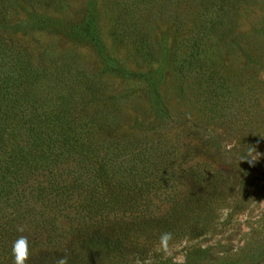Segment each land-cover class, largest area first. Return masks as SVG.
<instances>
[{
    "label": "trees",
    "instance_id": "obj_1",
    "mask_svg": "<svg viewBox=\"0 0 264 264\" xmlns=\"http://www.w3.org/2000/svg\"><path fill=\"white\" fill-rule=\"evenodd\" d=\"M53 1L64 0H0V264H13L11 247L20 236L28 240L25 264H54L65 253L68 264H95L85 261L86 252L97 258L110 250L122 240L117 233L130 230V224L146 228L151 222L163 223L146 211L152 201L148 194L157 186L171 182L185 187V192L173 194L170 209L176 214L197 194L194 182L205 180L197 172L198 163L187 165L199 155V141L195 138L194 144L189 135L185 142L170 134L176 119L169 120V111L174 109L158 103L153 111L155 125L128 135L115 134L124 123L116 105L123 94L107 97L104 93L106 75L120 71L113 60L87 72L77 62L35 57L14 38L31 21L43 22L46 14L35 8ZM235 1L210 0L185 27L188 37L173 40L171 72L191 102V96L202 97L198 109L204 124L209 116H220L227 101L240 98L233 95L239 78L226 73L232 65L223 60L227 44L231 51L237 46L222 41L232 28ZM119 2L123 6L115 35L135 41L152 60L151 26L136 15L151 0ZM172 2L165 0L163 5ZM23 4L31 10L24 19L18 10ZM176 18L175 33L180 34L182 21ZM82 33L80 27L73 35L78 38ZM251 44L242 48L255 61ZM144 95L149 92L125 94L137 99ZM153 95L154 101L159 98ZM97 101L100 104L94 107ZM146 111L151 114L152 107ZM138 208V214L125 221V213ZM62 218L67 219V227L61 225ZM18 226L25 230L18 232ZM175 264L205 263L185 258Z\"/></svg>",
    "mask_w": 264,
    "mask_h": 264
},
{
    "label": "rangeland",
    "instance_id": "obj_2",
    "mask_svg": "<svg viewBox=\"0 0 264 264\" xmlns=\"http://www.w3.org/2000/svg\"><path fill=\"white\" fill-rule=\"evenodd\" d=\"M209 2L145 3L136 15H142L145 25L151 26L149 36L155 45L150 61L135 41L115 35L121 21L118 11L123 6L119 0L41 4L35 9L46 14L43 22L31 21L28 29L21 28L14 34L35 57L77 62L87 72H95L103 61L113 60L120 71L116 76L106 75L104 93L107 97L123 94L116 102L124 118L115 132L117 136L155 125L157 116L153 111L161 103L176 111H169V120L176 119L170 134H178L185 142L189 140L185 136L191 135L193 143L198 140L201 147L199 155L195 154L187 164L198 163L197 172L205 177L203 182H194L197 194L187 200L191 203L179 208L181 213H173V194L186 189L171 182L160 184L148 194L152 201L146 211L153 218L161 217L163 225L151 222L150 227L144 228L132 223L130 230L117 233L122 240L110 250L99 253L97 258L87 251V262L136 264L139 258L141 264H175L185 258H197L205 264H264V0H237L231 6L232 28L224 33L222 41L237 47L231 51L226 43L223 60L225 65H232L226 73L239 78L233 95L240 94V98L227 101L221 115L209 116L204 124L202 110L198 109L202 97L191 96V102L187 93L179 90L178 78L171 71L173 40L188 37L185 27ZM29 8L25 4L18 7L19 18H28ZM177 16L182 21L180 34L175 33ZM80 27L83 33L75 38L73 33ZM244 44L254 47L251 54L255 61L243 51ZM246 63L254 65L237 69ZM134 91L149 95L139 99L125 96ZM153 94H159L155 101ZM98 104L97 101L93 106ZM149 106L151 114L146 111ZM139 211L126 212L125 221ZM61 225L67 227V219L62 218ZM164 233L171 235L166 250L160 239Z\"/></svg>",
    "mask_w": 264,
    "mask_h": 264
},
{
    "label": "clouds",
    "instance_id": "obj_3",
    "mask_svg": "<svg viewBox=\"0 0 264 264\" xmlns=\"http://www.w3.org/2000/svg\"><path fill=\"white\" fill-rule=\"evenodd\" d=\"M250 162V161H249ZM24 226H18L17 231L23 232ZM171 238L169 233H164L161 236V245L166 250L167 249V241ZM11 254L13 256V264H25V261L28 259L29 255V247L28 240L25 236L18 237L13 243L11 247ZM54 264H68V255L65 253L64 255L58 257ZM136 264H141L139 258L136 260ZM146 264V262H145Z\"/></svg>",
    "mask_w": 264,
    "mask_h": 264
}]
</instances>
